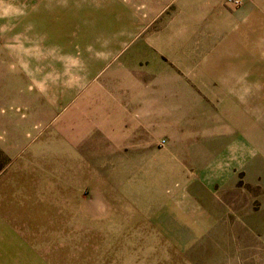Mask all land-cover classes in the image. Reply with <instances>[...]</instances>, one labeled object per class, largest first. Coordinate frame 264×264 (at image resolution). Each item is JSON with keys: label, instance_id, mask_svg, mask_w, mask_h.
<instances>
[{"label": "rangeland", "instance_id": "374dc122", "mask_svg": "<svg viewBox=\"0 0 264 264\" xmlns=\"http://www.w3.org/2000/svg\"><path fill=\"white\" fill-rule=\"evenodd\" d=\"M175 2L0 0V264H264V0ZM227 130L253 153L199 232L172 151Z\"/></svg>", "mask_w": 264, "mask_h": 264}, {"label": "crops", "instance_id": "0c3cea01", "mask_svg": "<svg viewBox=\"0 0 264 264\" xmlns=\"http://www.w3.org/2000/svg\"><path fill=\"white\" fill-rule=\"evenodd\" d=\"M212 1L214 5L207 0H194L193 3H190V0H178V2H175L174 13L186 15L196 12L215 13L224 11L223 0ZM170 3L172 1H161L162 5L154 9L152 5L150 12H161L168 8L167 4ZM199 3L201 4L198 6ZM163 4L166 5L163 6ZM193 5L196 6L193 7ZM136 17L135 20L140 25L141 20ZM13 122H16V120L13 119ZM18 125L21 126L19 122ZM19 137L23 138L21 134ZM196 138L198 140L195 137H181L182 156L178 150L177 155H175L176 150H173L172 153L175 159L185 158L189 160L191 166L195 169L191 174L200 178L199 181L190 182L184 187V190L188 192V199L186 207L182 206V216L186 217V219H182L181 222L204 225L203 228L205 230L198 231L206 232L209 225L221 223L225 214L223 207L218 205L217 201L213 202V199H205L203 197L207 196L205 194L211 191L212 184L225 185L228 181L230 182L237 171L244 168L247 170L253 148L249 145L246 136H237L236 134H231L228 130L216 137L209 135Z\"/></svg>", "mask_w": 264, "mask_h": 264}, {"label": "built area", "instance_id": "2783aa9c", "mask_svg": "<svg viewBox=\"0 0 264 264\" xmlns=\"http://www.w3.org/2000/svg\"><path fill=\"white\" fill-rule=\"evenodd\" d=\"M232 3H234L235 5H240L243 3L244 0H230ZM162 143H165V140L163 139L161 141Z\"/></svg>", "mask_w": 264, "mask_h": 264}]
</instances>
